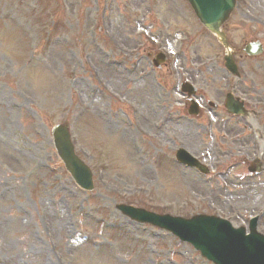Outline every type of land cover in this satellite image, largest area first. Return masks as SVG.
<instances>
[{"label": "rangeland", "instance_id": "obj_1", "mask_svg": "<svg viewBox=\"0 0 264 264\" xmlns=\"http://www.w3.org/2000/svg\"><path fill=\"white\" fill-rule=\"evenodd\" d=\"M225 30L233 48L264 46V0H238ZM141 34L178 56L177 77L151 68L146 53L135 70ZM223 54L185 0H0V264L54 261L47 227L61 254L79 232L89 233L67 264H210L191 246L125 219L119 204L183 218L218 216L246 230L259 216L264 236V173L247 174L256 159L248 130L221 109L229 92L221 86ZM238 56L247 73L243 98L260 108L257 124L264 127V57ZM180 77L200 91L205 113L198 119L186 117ZM89 88L101 95L94 100ZM206 101L218 110L206 111ZM162 120L157 133L152 126ZM64 124L95 174L92 193L78 189L57 158L50 130ZM178 147L216 177L176 166ZM61 216L65 229L57 225Z\"/></svg>", "mask_w": 264, "mask_h": 264}, {"label": "water", "instance_id": "obj_2", "mask_svg": "<svg viewBox=\"0 0 264 264\" xmlns=\"http://www.w3.org/2000/svg\"><path fill=\"white\" fill-rule=\"evenodd\" d=\"M194 8L200 21L211 31L217 32V27L223 22L233 7V0H188ZM219 35V34H218ZM58 128L53 134H57ZM56 143L59 157L64 162L67 171L72 175L75 182L83 189H92L90 174L88 171L74 158L72 149L68 143L67 135L64 132ZM120 210L136 219L139 222H149L160 228L173 233L181 241L193 244L204 256H208L206 251H211L212 247L217 248L223 240V234L218 232L222 229V225L217 220L208 218H197L192 221H184L179 219H160L158 217L147 215L146 213L135 211L121 207ZM139 215V217H138ZM243 237L242 231L239 232ZM257 238L252 235L249 239ZM260 239V238H257ZM261 240V239H260ZM226 258L225 261H227ZM250 264H263L260 257L255 256Z\"/></svg>", "mask_w": 264, "mask_h": 264}, {"label": "bare ground", "instance_id": "obj_3", "mask_svg": "<svg viewBox=\"0 0 264 264\" xmlns=\"http://www.w3.org/2000/svg\"><path fill=\"white\" fill-rule=\"evenodd\" d=\"M79 86L82 87L83 89L86 88V86H85V84H84L83 82H80V83H79ZM121 136L124 137V138H122V137L119 136V138L121 139L120 144L123 143V140H127L126 136H125L123 133H121ZM57 215L59 216V215H61V214H60L59 212H57ZM64 218H65L64 216H61V219H59V220L57 221V225L59 224V227H60L61 224H62V225L66 228V226H65L64 224H67V221H65ZM52 220H53V219H52Z\"/></svg>", "mask_w": 264, "mask_h": 264}]
</instances>
